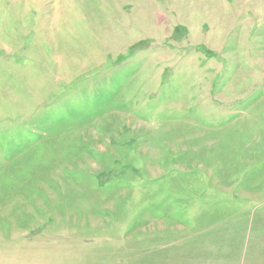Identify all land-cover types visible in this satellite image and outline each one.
<instances>
[{"label": "rangeland", "instance_id": "374dc122", "mask_svg": "<svg viewBox=\"0 0 264 264\" xmlns=\"http://www.w3.org/2000/svg\"><path fill=\"white\" fill-rule=\"evenodd\" d=\"M0 264H264V0H0Z\"/></svg>", "mask_w": 264, "mask_h": 264}]
</instances>
